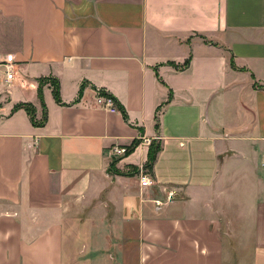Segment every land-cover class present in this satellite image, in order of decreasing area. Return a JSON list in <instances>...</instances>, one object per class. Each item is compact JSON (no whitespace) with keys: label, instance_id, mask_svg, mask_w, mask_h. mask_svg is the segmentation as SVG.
<instances>
[{"label":"crops","instance_id":"0c3cea01","mask_svg":"<svg viewBox=\"0 0 264 264\" xmlns=\"http://www.w3.org/2000/svg\"><path fill=\"white\" fill-rule=\"evenodd\" d=\"M7 56L0 264H264V0H0Z\"/></svg>","mask_w":264,"mask_h":264},{"label":"built area","instance_id":"2783aa9c","mask_svg":"<svg viewBox=\"0 0 264 264\" xmlns=\"http://www.w3.org/2000/svg\"><path fill=\"white\" fill-rule=\"evenodd\" d=\"M5 68H6V81L8 83H12L16 77H15V59L13 56H7L6 60L3 62H0ZM97 104L103 108L109 109L111 111H117L114 107V103L111 99L105 98L103 96H100V98L97 100ZM147 143L150 144L151 141L147 140ZM113 152L117 156H125L128 153V150L126 148H114ZM140 181L141 185L143 187L151 186L152 181L148 174L146 173L144 168L140 169Z\"/></svg>","mask_w":264,"mask_h":264},{"label":"trees","instance_id":"16d2710c","mask_svg":"<svg viewBox=\"0 0 264 264\" xmlns=\"http://www.w3.org/2000/svg\"><path fill=\"white\" fill-rule=\"evenodd\" d=\"M189 63L186 64V66H188ZM55 96H56V99L58 102H60V95H59V91H58V88L56 89L55 91ZM106 96V95H105ZM104 97V96H103ZM108 99H111L114 103V107L116 108V110H118L120 112L121 108H118V104L117 102L115 101V99L112 97V96H107ZM27 112L33 117V113L30 109H26ZM122 111V110H121ZM152 145V144H151ZM156 151L157 150H154V149H151L150 150V155H149V162L147 164V166L145 168L149 169L152 167L153 163H154V160H155V155H156Z\"/></svg>","mask_w":264,"mask_h":264}]
</instances>
